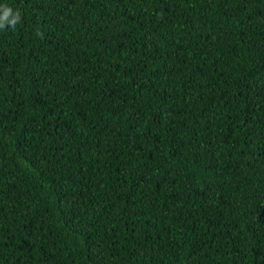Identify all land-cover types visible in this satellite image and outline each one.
I'll return each mask as SVG.
<instances>
[{"label": "trees", "instance_id": "trees-1", "mask_svg": "<svg viewBox=\"0 0 264 264\" xmlns=\"http://www.w3.org/2000/svg\"><path fill=\"white\" fill-rule=\"evenodd\" d=\"M0 6V264H264V0Z\"/></svg>", "mask_w": 264, "mask_h": 264}, {"label": "clouds", "instance_id": "clouds-1", "mask_svg": "<svg viewBox=\"0 0 264 264\" xmlns=\"http://www.w3.org/2000/svg\"><path fill=\"white\" fill-rule=\"evenodd\" d=\"M20 15L8 6H0V28H3L5 24L15 27L20 22Z\"/></svg>", "mask_w": 264, "mask_h": 264}]
</instances>
